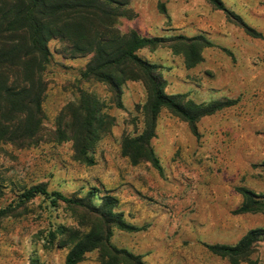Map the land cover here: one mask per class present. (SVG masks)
Here are the masks:
<instances>
[{
    "label": "rangeland",
    "instance_id": "obj_1",
    "mask_svg": "<svg viewBox=\"0 0 264 264\" xmlns=\"http://www.w3.org/2000/svg\"><path fill=\"white\" fill-rule=\"evenodd\" d=\"M251 32L204 0H115L113 28L145 37H203L209 47L201 61L185 68L182 55L168 48H143L137 55L161 66L167 95L195 104L237 100L199 119L195 134L161 109L150 147L160 170L148 162L131 165L121 154L123 138L143 130L146 93L139 81H125L119 94L106 84L82 79L89 55L71 56L66 44L47 42L43 79V121L24 147H0V264H63L80 235L95 224L86 209L43 196L20 195L42 184L47 192L90 198L98 206L108 194L129 230L111 228L109 244L138 255L145 264H231L204 246L234 245L247 231L262 229L264 211L235 214L245 188L264 204V0H220ZM118 3V4H117ZM159 6L164 14L159 12ZM81 92L102 106L111 125L96 144L93 166L73 154L70 141L55 135L57 117ZM60 228L64 235L58 234ZM107 251L94 249L77 264H107ZM237 264H264V236Z\"/></svg>",
    "mask_w": 264,
    "mask_h": 264
},
{
    "label": "trees",
    "instance_id": "obj_2",
    "mask_svg": "<svg viewBox=\"0 0 264 264\" xmlns=\"http://www.w3.org/2000/svg\"><path fill=\"white\" fill-rule=\"evenodd\" d=\"M215 10L246 28L239 18L228 11L220 0H204ZM115 0H0V147L5 144L20 148L28 145L38 134L43 121L41 102L45 91L44 70L49 59L47 42L57 39L66 44L71 56L89 55L80 77L106 84L119 94L125 81H139L145 90L143 130L132 138H123L121 154L131 165L148 162L160 170L150 147L154 138L156 118L161 109L185 122L195 134L196 122L222 109L232 107L237 100L211 101L195 104L183 101V95H167L161 66L151 63L136 53L143 48H168L182 55L185 68L201 61L200 51L209 47L203 37L173 38L145 37L135 31L120 35L114 28L119 16L112 5ZM118 4V3H117ZM159 12L164 9L159 6ZM111 125V119L102 113V106L90 95L81 92L78 99L64 106L55 127L59 141H70L74 157L85 166L94 165V150L100 138ZM236 192L242 202L235 214L261 213L264 204L243 187ZM98 193L92 188L84 199L65 197L58 192H47L44 185L29 187L20 195L28 201L43 196L50 203L62 202L78 206L95 216V224L78 237L64 256L63 264H77L84 254L94 250L107 251V264H145L140 256L109 244L111 228L129 230L121 214L114 212L117 201L108 194L100 197L98 206L89 199ZM6 211H0V216ZM60 228L58 234L64 235ZM262 229L247 231L234 245L212 244L204 247L213 255L237 264L245 259L253 244L263 238Z\"/></svg>",
    "mask_w": 264,
    "mask_h": 264
}]
</instances>
